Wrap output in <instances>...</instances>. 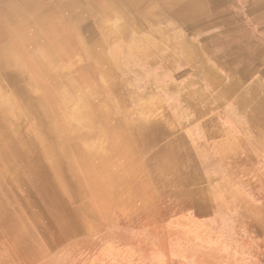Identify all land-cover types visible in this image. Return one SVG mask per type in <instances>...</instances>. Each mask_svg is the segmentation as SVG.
Here are the masks:
<instances>
[{
    "label": "rangeland",
    "instance_id": "obj_1",
    "mask_svg": "<svg viewBox=\"0 0 264 264\" xmlns=\"http://www.w3.org/2000/svg\"><path fill=\"white\" fill-rule=\"evenodd\" d=\"M42 1L33 11L28 0H0V80L18 78L56 140L42 146L28 130L38 151L17 144L16 170V139L8 146L0 134V264H264L263 71L238 87L216 57L226 28L197 31L159 0L147 1L164 16L144 24L130 8L129 20L109 11L78 23L62 0ZM12 9L25 34L7 22ZM237 11L264 45V17ZM51 29L63 30L60 45L84 44L32 68L31 44L55 50ZM188 36L199 46L192 60ZM15 116L0 113L10 135ZM25 171L32 185L21 183Z\"/></svg>",
    "mask_w": 264,
    "mask_h": 264
},
{
    "label": "bare ground",
    "instance_id": "obj_2",
    "mask_svg": "<svg viewBox=\"0 0 264 264\" xmlns=\"http://www.w3.org/2000/svg\"><path fill=\"white\" fill-rule=\"evenodd\" d=\"M19 1L23 2V0H19ZM55 1L59 3L60 0H55ZM72 1L73 0H62L64 13H67V15L69 16H71L70 14H74L77 17L78 23H82L88 19H93L94 21H96L99 15L106 14L109 11L118 12L120 14L121 19L129 20L130 17L129 15L126 14V10L128 11L129 8L135 13V18H132V21L141 24L146 23L148 20H153L154 18H159L164 16V15H158L157 14L159 10L158 6L147 0H78L73 3ZM108 1L110 3H108ZM159 1L165 5V7L167 8V12L172 14L176 19L179 18L182 22L188 23L194 28L200 27L198 29H195L197 31H200L201 29L204 28H208L209 26L219 24V22L212 21L209 18V15L212 16L217 14L216 17H218L219 20L222 22V24L220 25H223L226 28V39H225L226 42L224 43V46H222L221 49H219L216 57L218 61L222 63L225 73L230 74V72H232L233 74L232 80L235 84H237V86L238 84L240 85L241 82H244L246 79H248V77L252 73H254L253 70L259 68L261 69V71L264 72V45L261 44V42L254 34H252L248 29H245L240 25L241 21H239L236 18L239 17L237 14L233 13L232 11L227 13L216 11V10H220L219 6L221 5L223 6L226 0H159ZM229 1L232 3L234 0H229ZM238 1H243L244 3L247 4L246 10L251 15L248 17L251 18L252 20H256V18L258 17L260 18L264 17V0H238ZM28 4L30 5V8L33 9V11H35L34 9L36 8V5L41 6L43 4V1L28 0ZM18 7L20 6L18 5ZM16 8L17 6L16 7L14 6L13 9ZM74 10H78V11H74ZM38 16L41 17V14H38ZM9 17L6 16L7 22L11 24L12 21H14L15 23H17L19 30L24 29L22 33L25 34L26 21L24 16L20 12L13 10V13L11 12ZM200 20H206V24L203 25V23H201ZM257 21L259 23L258 24L259 29L262 32H264V21L260 22L259 18ZM181 32L185 33V30L184 29L181 30L180 32L176 33L175 36ZM50 33L52 35L50 36L51 39L50 42L55 47V50H53V52L51 53L50 48L48 46H44L45 44L43 43L31 44L30 48L33 51L34 50L36 51L35 55L37 56L36 60L34 61L31 60L32 68L33 65L34 67L36 65L38 69L42 68L44 65L50 66L52 60L51 54L53 55V59L60 60L62 56H66L68 52L72 53L74 44H77L81 47L84 44V43H80L79 39H76L77 41L75 43L73 42L74 43L73 44L70 39L68 40V38L66 39L63 36L62 39L65 42L68 40V42L71 43L67 47H65L64 45H60V43L57 42L58 40H60L58 38V35L64 33L63 30L51 29L48 31V37ZM91 34L92 32L88 34L87 37H91ZM20 36L21 34H19V37ZM139 36H140V41L143 42L144 38H142L141 35ZM213 38H217V37H213ZM188 39L190 43L189 45L191 46L190 48L193 47L194 48L193 51L191 50V52H187L186 54L188 55V58L192 60L193 57L196 56V49L199 46L194 45L196 42L193 41L192 40L193 38L191 39L190 36H188ZM25 45L23 46L25 47ZM42 48L44 50H42ZM225 63H229L231 64V66L228 67L225 65ZM207 66L208 65H206L205 71L209 72L210 68H208ZM263 72H259V73L264 74ZM216 86H218V84ZM247 89L248 91H250V85L247 86ZM25 90H26L25 87L21 86L17 77H13L12 79H3L2 81L0 80V93L7 91L8 94L5 96V99L2 101V104L0 105V113H8V112L11 113L13 109L16 115L15 118L17 125L14 135L12 134L13 136L8 134L3 128V126L0 124L1 138L4 141H6L5 143L6 145L9 146L11 141L15 143V139H16V144L11 147L12 157L18 159L17 163L13 166L14 169L16 170L19 169L21 170V168L24 166L22 162V155L20 153V150H18L16 147L17 144L18 146L23 147L22 151L24 152V154L36 155V152L38 151L37 147L31 141L30 133L28 130H31V132H35V134L37 135V139L41 141L42 146L43 143H48L51 146V148L54 149L53 144L54 142L56 143L54 137L55 135H53L52 131H50V129L48 128V125L44 117L40 115L38 109L35 107L36 109H33L32 111L30 110L29 107L32 106L33 103L26 98ZM64 95L66 97L67 92H65ZM246 96H249V94L245 93L242 96L243 102H245ZM261 106H263L262 99L259 97H255L253 102V107L258 108ZM42 150L47 152L45 147H43ZM38 161L36 160L35 162L38 163ZM31 175L34 174L33 173L31 174L26 171L23 172L22 174H19L20 180L23 177L25 181L21 183H28L29 185H32L33 183L31 182ZM74 182H76V184L79 183V181L76 179L75 176L72 177V183Z\"/></svg>",
    "mask_w": 264,
    "mask_h": 264
},
{
    "label": "crops",
    "instance_id": "obj_3",
    "mask_svg": "<svg viewBox=\"0 0 264 264\" xmlns=\"http://www.w3.org/2000/svg\"><path fill=\"white\" fill-rule=\"evenodd\" d=\"M233 5L235 6L236 9H232L231 11H232L233 13L237 14V15H239L237 9L240 10V11H241V9H242L243 11H246V6H247V4L244 3V2H242V1L234 0ZM243 7H244V8H243ZM247 16H249V15L247 14ZM239 17H241V16L239 15ZM218 25H220V24H218ZM254 25H255V24H254ZM249 30H250V29H249ZM256 31H257V29H256V26H255V29L252 30V33L255 34ZM107 244H111V243H107Z\"/></svg>",
    "mask_w": 264,
    "mask_h": 264
}]
</instances>
